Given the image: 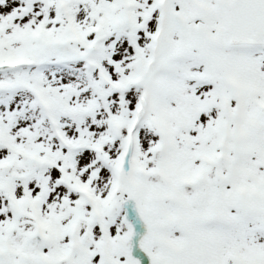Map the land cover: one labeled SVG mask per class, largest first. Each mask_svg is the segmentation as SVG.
Returning a JSON list of instances; mask_svg holds the SVG:
<instances>
[{"label":"snow or ice","instance_id":"obj_1","mask_svg":"<svg viewBox=\"0 0 264 264\" xmlns=\"http://www.w3.org/2000/svg\"><path fill=\"white\" fill-rule=\"evenodd\" d=\"M0 264H264V0H0Z\"/></svg>","mask_w":264,"mask_h":264}]
</instances>
